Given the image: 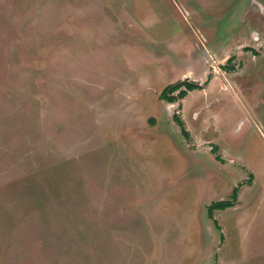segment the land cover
<instances>
[{
  "label": "rangeland",
  "instance_id": "obj_1",
  "mask_svg": "<svg viewBox=\"0 0 264 264\" xmlns=\"http://www.w3.org/2000/svg\"><path fill=\"white\" fill-rule=\"evenodd\" d=\"M0 264H264V0H0Z\"/></svg>",
  "mask_w": 264,
  "mask_h": 264
},
{
  "label": "crops",
  "instance_id": "obj_2",
  "mask_svg": "<svg viewBox=\"0 0 264 264\" xmlns=\"http://www.w3.org/2000/svg\"><path fill=\"white\" fill-rule=\"evenodd\" d=\"M253 43V42H252ZM172 46H174V45H172ZM168 50H169V48H168ZM169 52H172L173 53V55H177L175 52H174V50L173 49H171ZM235 54V53H234ZM178 57V55L177 56H174V58H177ZM193 62V57L192 58H190L188 61H185V62H181V65L183 66V65H188V64H192V67H193V65H194V63H192ZM192 67H190L189 69L191 70V73H189V74H185V69H184V72L181 74V76H180V80H185V79H190V80H192V79H195L196 80V78H192V75H194L195 77H203V74L202 75H200V76H196L194 73H193V68ZM202 79V78H201ZM200 80V79H199ZM199 80H197V81H199ZM203 83V82H202ZM166 88V87H165ZM209 88H210V86L207 88V89H204V90H194V91H190V92H188V94H187V96H185L180 102H182L183 103V109H182V111H183V117H184V119H185V116H184V113H188V111H189V108H190V104L192 103V101L194 100V101H197V99L198 98H200V97H203L204 98V96L203 95H201L200 97H199V95H197V94H194V93H202V92H204V91H207V90H209ZM221 92V91H220ZM233 93H234V91H232ZM223 93V92H222ZM229 93H231V91L229 92ZM236 96H237V94L238 95H240L241 94V98H242V100L244 101V103H245V101H246V103L247 104H249V99L247 98L248 97V95L246 94H244L243 92L242 93H234ZM193 95V96H192ZM210 95V94H209ZM209 95H207V97H205L204 98V101H206V99L209 97ZM237 98H239L238 96H237ZM160 101V103L161 104H163V107L166 109V111H167V113H168V117L169 118H173V120H174V107H175V104L176 103H168L167 101H164V100H159ZM241 102V101H240ZM178 103V102H177ZM180 106H181V108H182V104H180ZM207 106H205L204 108H206ZM201 107H198V105H197V108H196V110L194 111V109L192 110V118H193V120H195V121H197V120H199L200 119V112H201ZM183 121V120H182ZM184 122V121H183ZM185 124V123H184ZM180 127V126H179ZM181 128V127H180ZM186 130H187V128H186ZM187 131H190V129L189 130H187ZM182 132V131H181ZM189 133V132H188ZM183 135V134H182ZM184 136V135H183ZM189 139H187L186 137V140L188 141V143L189 144H192V138H193V136L192 135H190V133H189ZM193 145V144H192ZM198 150H201V149H198ZM223 163H221L222 165H219L220 167H222L224 170H226V171H232V172H239L241 175H245V172H244V170L246 171V172H250L251 174L249 175V178H248V183H249V181H251L252 180V178L255 176V172L253 171V170H251L250 168H248L247 166H244L243 164H242V162L240 161V159H238V157H236L235 158V161L233 162V163H225L224 161H222ZM242 168V169H241ZM256 178V177H255ZM257 179V178H256ZM245 184H247V183H245ZM248 185V184H247ZM236 190V188L232 191V193H234V191ZM238 192H239V190H238ZM238 200V199H237ZM235 204H236V202H235ZM235 204H234V206L233 207H231V208H228V209H231V210H229V211H232V210H234L235 209ZM227 210V209H226ZM221 211H225V210H221ZM228 211V212H229Z\"/></svg>",
  "mask_w": 264,
  "mask_h": 264
},
{
  "label": "trees",
  "instance_id": "obj_3",
  "mask_svg": "<svg viewBox=\"0 0 264 264\" xmlns=\"http://www.w3.org/2000/svg\"><path fill=\"white\" fill-rule=\"evenodd\" d=\"M211 79H212V75H209L208 80L204 84H199L196 82L186 80V81H180L178 83L169 85L163 91L160 98L163 100H167L169 102H174V101H177L178 99H183L189 91H193V90H197V89L201 90V89L206 88L208 86V84L210 83ZM177 91H179L178 95H174V93H176ZM174 120L181 127L182 134L187 139H189V137H190L189 133L186 130L185 124L182 121V119L178 115H175ZM237 199H238V189H236L234 191L232 200H222V201L213 203L209 207L208 214L211 217V219L214 220V222L216 224V228L219 229L220 226L218 225V222L214 218V212L226 210L228 208L233 207L235 202H237Z\"/></svg>",
  "mask_w": 264,
  "mask_h": 264
},
{
  "label": "flooded vegetation",
  "instance_id": "obj_4",
  "mask_svg": "<svg viewBox=\"0 0 264 264\" xmlns=\"http://www.w3.org/2000/svg\"><path fill=\"white\" fill-rule=\"evenodd\" d=\"M247 51H251L253 54H258L259 52L258 51H256L254 48H249V49H247ZM221 67V69L224 71V72H229V73H231V72H234V71H229L228 69H226L225 68V66L224 65H222V66H220ZM209 75H212V73H209L208 74V76H207V79L203 82V83H201V82H198V81H194V80H190V79H185V80H179L178 82H180V81H186V80H188V81H192V82H196V83H199V84H204L207 80H208V77H209ZM212 80H213V76H212V79H211V81H210V83L208 84V86L206 87V88H204V89H207L209 86H210V84L212 83ZM178 82H176V83H178ZM175 84V83H174ZM172 85V84H171ZM204 89H201V90H204ZM197 90H200V89H197ZM194 91V90H193ZM190 92V91H189ZM178 93H179V91H177L176 93H174V95H178ZM188 94V93H187ZM187 96V95H186ZM161 100H163V99H161ZM182 99H178L177 101H174V102H169V101H167V100H164V101H167L168 103H177V102H180ZM180 107V106H179ZM175 115H178L177 113H175L174 114V116ZM175 121V120H174ZM176 122V121H175Z\"/></svg>",
  "mask_w": 264,
  "mask_h": 264
}]
</instances>
